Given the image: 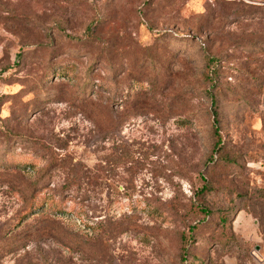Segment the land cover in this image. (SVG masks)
<instances>
[{
  "label": "rangeland",
  "instance_id": "1",
  "mask_svg": "<svg viewBox=\"0 0 264 264\" xmlns=\"http://www.w3.org/2000/svg\"><path fill=\"white\" fill-rule=\"evenodd\" d=\"M261 253L264 0H0V264Z\"/></svg>",
  "mask_w": 264,
  "mask_h": 264
},
{
  "label": "trees",
  "instance_id": "2",
  "mask_svg": "<svg viewBox=\"0 0 264 264\" xmlns=\"http://www.w3.org/2000/svg\"><path fill=\"white\" fill-rule=\"evenodd\" d=\"M212 103L214 105V101H212ZM213 121H214V124H216V121H217V111L216 110L213 111ZM32 199L33 201L39 202V207H42V201L38 197H33Z\"/></svg>",
  "mask_w": 264,
  "mask_h": 264
},
{
  "label": "crops",
  "instance_id": "3",
  "mask_svg": "<svg viewBox=\"0 0 264 264\" xmlns=\"http://www.w3.org/2000/svg\"><path fill=\"white\" fill-rule=\"evenodd\" d=\"M258 247V246H257ZM263 256H262V258H263V260H264V254L263 253H261ZM264 264V263H263Z\"/></svg>",
  "mask_w": 264,
  "mask_h": 264
}]
</instances>
